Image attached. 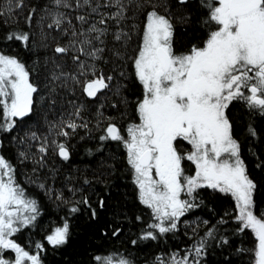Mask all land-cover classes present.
<instances>
[{"label":"snow or ice","instance_id":"snow-or-ice-1","mask_svg":"<svg viewBox=\"0 0 264 264\" xmlns=\"http://www.w3.org/2000/svg\"><path fill=\"white\" fill-rule=\"evenodd\" d=\"M188 2L178 0L180 5ZM201 2L208 10L204 23L211 30L201 44H191L184 52H177L174 46L175 25L171 16L160 14L155 7L146 13L141 42L130 57L134 79L143 90L134 108L138 122L129 123L123 130L117 124L108 123L106 135L100 139H111L124 146L140 203L152 211L154 222L148 225L149 229H155L161 236L176 231L180 218L195 207L193 193L200 188H210L234 199L238 230H249L255 239L253 264H264V213L257 215L254 200L257 184L250 178L241 158L240 144L233 136L228 115L233 101H244L249 109L264 115V0ZM52 4L57 11L49 12L52 19L48 27L61 30L63 35L71 31L73 37L67 46L57 45L54 52L63 57L71 54L79 75L87 77L86 69L94 67L87 61L100 59L99 53L104 51L96 44L104 43L107 21L115 20L119 24L125 18V2L75 0V8L87 7L91 9L89 15L95 13L100 17L89 24L88 16L77 15L79 30L65 13L58 11L72 9V0H52ZM22 7L23 0H8V7L0 11V16L10 15L14 8ZM102 8H114L115 12H101ZM26 21L31 26L32 16L28 15ZM65 24L67 28L63 27ZM85 24H89L86 29ZM130 38L123 31L114 35L118 42ZM4 39L28 47L30 35L12 31ZM114 55L122 58L119 50ZM64 75L54 74L53 79L59 80ZM91 75V79L84 80L82 91L95 99L110 88L113 77L95 71ZM70 78L74 83H81L76 76ZM37 92L38 87L31 81L26 65L17 57L0 51V130L10 132L17 120L31 115ZM80 111L78 108L73 115L79 117ZM65 126L75 131L87 124L77 125L69 120ZM249 131L256 135L254 129ZM57 135L67 137L69 133L61 128ZM52 143L59 156L68 160L67 147ZM47 147L45 140L38 151L46 155ZM20 155L26 158L24 153ZM185 162L195 166L194 175L186 174ZM182 194L186 198H182ZM81 203L89 208L91 218L96 219L98 213L89 200L75 202L76 205ZM98 205L102 209L104 201L100 200ZM79 211L75 205L69 208L72 214ZM38 215L37 201L26 195L17 182L14 165L0 155V264H42L40 253L45 250L44 244L37 242L36 252L30 253L13 239L17 233L33 226ZM118 234V229L113 230V236ZM70 236V225L65 220L61 226L54 227L45 240L51 247L59 248L68 244ZM208 236H212V232ZM141 238L155 240L157 236L149 231ZM204 245L205 241L201 240L183 257L176 254L168 260L157 257V264H200ZM5 253L13 254V258H6ZM93 261L94 264H131L117 251L96 255Z\"/></svg>","mask_w":264,"mask_h":264},{"label":"trees","instance_id":"trees-1","mask_svg":"<svg viewBox=\"0 0 264 264\" xmlns=\"http://www.w3.org/2000/svg\"><path fill=\"white\" fill-rule=\"evenodd\" d=\"M72 2V9L58 11L65 13L77 30L81 28L75 19L77 15L88 16L89 24L100 18L95 13L89 15L91 9L87 7L75 8V0ZM124 2L125 18L119 24L115 20L107 21L104 43L96 44L104 51L99 53L100 59L87 61L94 66L86 69L87 77L79 75L71 54L63 57L54 52L57 45L67 46L73 37L71 31L63 35L61 30L48 27L52 19L49 12L57 11L52 0H23L22 8H14L10 15L0 16V51L23 62L30 71L31 81L38 87L31 115L17 120L10 132L0 130V155L14 165L18 184L28 197L37 201L39 208L33 226L17 233L13 239L30 253L36 252L37 242L44 244L45 250L40 253L42 264H94V256L113 251L123 253L131 264H157V257L168 260L173 254L187 255L201 240L205 245L204 254L199 257L200 264H253L255 239L249 230H238L230 195L209 188L197 189L192 199L195 207L180 218L176 231L161 236L155 229L148 228L154 222L152 211L140 203L124 146L117 141L100 139L106 135L108 123L117 124L123 130L138 120L134 108L143 90L134 79L130 57L141 42L148 11L155 7L160 14L171 16L175 25L174 44L184 48L201 44L211 30L204 23L208 10L201 0H189L187 5H180L178 0ZM7 7L8 0H0V11ZM100 11L114 13L115 9L102 8ZM28 15L32 16L31 26L26 21ZM12 31L29 33V46L6 41L4 37ZM120 31L131 38L116 41L114 35ZM117 50L121 53L120 59L114 55ZM93 71L113 77L110 88L95 99L82 91L84 80L91 79ZM61 73L65 75L59 80L53 79L54 74ZM71 76H76L81 83H74ZM78 108L81 111L76 117L73 113ZM229 119L233 136L240 144L241 158L250 178L257 184L254 200L259 215L264 213V115L234 105L230 108ZM69 120L77 125L87 124V127H77L73 131L65 126ZM61 128L69 133L67 137L57 135ZM250 128L255 130V136L251 135ZM45 140L48 141L46 155L38 151ZM52 141L67 147L68 160L58 158V149ZM21 153L26 158H22ZM185 167L188 173L191 166L186 164ZM58 196L61 199H57ZM84 198L96 209V219L91 218L89 208L83 203L75 204ZM100 200L104 201L102 209L98 205ZM74 205L80 208L76 214L69 212ZM65 220L70 225L69 242L53 248L45 237ZM116 229L119 234L113 236ZM149 231L157 239L141 238ZM209 232L212 236H208ZM8 254L13 258V254Z\"/></svg>","mask_w":264,"mask_h":264},{"label":"flooded vegetation","instance_id":"flooded-vegetation-1","mask_svg":"<svg viewBox=\"0 0 264 264\" xmlns=\"http://www.w3.org/2000/svg\"><path fill=\"white\" fill-rule=\"evenodd\" d=\"M174 46H175V48H176V50H177V52H184V51H187V47L186 48H184V47H181V46H179L178 44L176 45V44H174ZM241 106V107H243L244 109H245V111L247 110L248 112H253L254 114H256V113H259L258 111H255V110H251V109H249L248 108V106H247V104L244 102V101H233L231 104H230V106H229V109H228V115H229V111H230V108L232 107V106ZM230 122H231V119H230ZM187 164V162H185V165ZM191 171H192V168L190 169V171H189V173H191ZM210 189V188H209ZM226 195H228V194H226Z\"/></svg>","mask_w":264,"mask_h":264},{"label":"rangeland","instance_id":"rangeland-1","mask_svg":"<svg viewBox=\"0 0 264 264\" xmlns=\"http://www.w3.org/2000/svg\"><path fill=\"white\" fill-rule=\"evenodd\" d=\"M137 122H138V120H137ZM125 134V136H126V132L124 133ZM125 152H126V150H125ZM126 156H127V154H126ZM187 164L188 165H190L191 166V168H192V171H191V173H186L187 175H194L195 174V166L194 165H192L191 164V162H187ZM136 186V185H135ZM137 188V187H136ZM224 194V193H223ZM138 197H139V194H138ZM230 197H231V195H230ZM182 198H186V197H184L183 196V194H182ZM232 198V197H231ZM190 199V198H189ZM232 200H233V204H234V206H235V210H236V216H237V209H236V203H235V201H234V199L232 198ZM253 235V234H252ZM253 238H254V236H253ZM5 257L6 258H8V259H11L12 258V256L10 255V254H5ZM253 260H254V258H253Z\"/></svg>","mask_w":264,"mask_h":264},{"label":"water","instance_id":"water-1","mask_svg":"<svg viewBox=\"0 0 264 264\" xmlns=\"http://www.w3.org/2000/svg\"><path fill=\"white\" fill-rule=\"evenodd\" d=\"M110 140H111V139H110ZM57 155H58V158L62 160V158L59 156V154H57Z\"/></svg>","mask_w":264,"mask_h":264}]
</instances>
